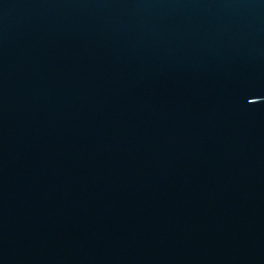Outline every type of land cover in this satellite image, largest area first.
<instances>
[{
    "label": "water",
    "instance_id": "obj_1",
    "mask_svg": "<svg viewBox=\"0 0 264 264\" xmlns=\"http://www.w3.org/2000/svg\"><path fill=\"white\" fill-rule=\"evenodd\" d=\"M0 264H264V0H0Z\"/></svg>",
    "mask_w": 264,
    "mask_h": 264
}]
</instances>
